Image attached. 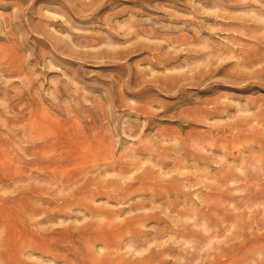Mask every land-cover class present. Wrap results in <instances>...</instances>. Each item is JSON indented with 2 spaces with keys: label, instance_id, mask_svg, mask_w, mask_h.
<instances>
[{
  "label": "rangeland",
  "instance_id": "1",
  "mask_svg": "<svg viewBox=\"0 0 264 264\" xmlns=\"http://www.w3.org/2000/svg\"><path fill=\"white\" fill-rule=\"evenodd\" d=\"M0 264H264V0H0Z\"/></svg>",
  "mask_w": 264,
  "mask_h": 264
},
{
  "label": "bare ground",
  "instance_id": "2",
  "mask_svg": "<svg viewBox=\"0 0 264 264\" xmlns=\"http://www.w3.org/2000/svg\"><path fill=\"white\" fill-rule=\"evenodd\" d=\"M60 151H62V150H60ZM94 161V160H93ZM114 224V223H113ZM109 243V242H108Z\"/></svg>",
  "mask_w": 264,
  "mask_h": 264
}]
</instances>
